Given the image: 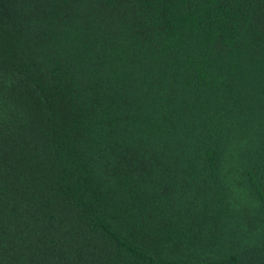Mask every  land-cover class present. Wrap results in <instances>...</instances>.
Wrapping results in <instances>:
<instances>
[{"label":"trees","instance_id":"16d2710c","mask_svg":"<svg viewBox=\"0 0 264 264\" xmlns=\"http://www.w3.org/2000/svg\"><path fill=\"white\" fill-rule=\"evenodd\" d=\"M0 264H264V0H0Z\"/></svg>","mask_w":264,"mask_h":264}]
</instances>
